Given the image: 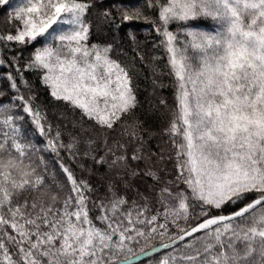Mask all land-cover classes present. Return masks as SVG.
Returning a JSON list of instances; mask_svg holds the SVG:
<instances>
[{"label":"snow or ice","instance_id":"snow-or-ice-1","mask_svg":"<svg viewBox=\"0 0 264 264\" xmlns=\"http://www.w3.org/2000/svg\"><path fill=\"white\" fill-rule=\"evenodd\" d=\"M93 7L92 0H20L10 17L15 31L0 33V67H11L4 49L32 48L7 79L45 138L43 149L26 140L16 105H0V264H264V0H147L173 77L172 105L159 101L171 110L163 130L174 149L171 180L156 167L163 155L152 162L155 154H144L127 67L111 45L89 43ZM118 12L122 22L149 20L135 5ZM202 19L215 22L212 30L191 23ZM24 70L78 114L73 127L102 130L103 155H93L91 137L83 155L107 166L103 195L62 159L58 180L37 155L75 157L80 141L53 134L35 97L21 93L17 78L31 88ZM109 134L127 139L109 143ZM144 177L153 181L147 194L133 184Z\"/></svg>","mask_w":264,"mask_h":264},{"label":"trees","instance_id":"trees-1","mask_svg":"<svg viewBox=\"0 0 264 264\" xmlns=\"http://www.w3.org/2000/svg\"><path fill=\"white\" fill-rule=\"evenodd\" d=\"M94 5L87 19L93 26L90 35L89 43L100 45H111L112 56L126 66L130 76L132 77L138 99V107L135 110V118L140 122L145 130L142 135L145 141L144 154L154 153L151 161H156V156L163 155L165 159L156 163V167L160 169V174L166 179L174 178L175 171L173 161L168 159V156L174 152L171 144L168 142V137L164 135L163 130L167 127L170 119L171 110H165L159 103L161 98L167 100L169 105L173 102V77L169 75L168 56L160 44V37L155 31L152 20L155 19V12L147 7V0H92ZM135 5L140 7L144 15L149 17L148 21L143 18L139 21L122 22L118 12L119 7ZM8 7H0V33L15 31L10 22L11 15L8 13ZM108 12L111 18L105 21L103 13ZM202 30V24L199 22L193 23ZM176 25H171L170 29L175 30ZM204 28V27H203ZM134 37V39H133ZM4 58L11 63L0 67V71L8 75L11 73L16 75L17 66L25 65L31 55L32 48H8L4 49ZM23 77L28 81L31 88H24L22 81L17 78V84L21 86V93L26 98L34 96L33 106H39L40 110L46 115L47 123L52 125L53 134L57 129L62 133V139L65 143L69 142L71 136H77L80 143V155L72 157L65 150H61L60 157L57 158L54 153L51 154L54 160L62 159L64 163L70 165L77 175L88 179L93 185L98 186L99 194L103 195L105 187L100 186L99 177L104 175L108 169L107 166L95 164V162L83 153L88 149L87 140L89 137L96 141L93 148L96 151L93 155H103L104 139L102 130L89 128L91 122H87L86 132H81L79 127H73V121L79 120L78 114L72 113L61 101H56L49 94V90L42 83L38 73L24 70ZM24 120L27 126L35 132L39 139L45 142V138L41 136L31 121V118L25 114ZM129 123H133L129 119ZM113 139H127V137L114 136L109 134V143ZM136 162H133L135 165ZM83 165V167H81ZM151 166V162L150 165ZM139 168H145V162L139 163ZM86 169L91 170V175ZM135 188L146 193L148 186L153 184L149 177L143 179L137 178L133 181ZM181 188L183 185L180 186ZM135 188L127 190L126 194L130 198L135 197ZM121 191L125 189L121 186ZM147 194V193H146ZM194 222V221H193ZM151 258L141 261V264H150Z\"/></svg>","mask_w":264,"mask_h":264},{"label":"rangeland","instance_id":"rangeland-1","mask_svg":"<svg viewBox=\"0 0 264 264\" xmlns=\"http://www.w3.org/2000/svg\"><path fill=\"white\" fill-rule=\"evenodd\" d=\"M19 2L20 0H9V4L0 7L7 6L8 7L7 11L11 15L13 7H15V5ZM196 22H199L203 25L202 30L204 31L212 30L215 24V22L210 19L196 20V21H192L191 23L193 24ZM7 76L8 75L0 71V93H3L2 95H0V105H9V104L16 105V107L13 108V111L18 112L20 115L24 117L25 113L22 111V108L18 107L19 101L15 99L17 93L10 87V81L7 79ZM19 124L21 125L22 132L25 134V139L36 144L38 147L43 149L45 146V142L40 140L38 135L27 126L25 120L23 119L22 121H19ZM37 155L43 157L44 161L47 163L49 168L57 174L56 178L58 180H63V175L60 173V168L58 166V163L54 160V157L50 151H41L37 153Z\"/></svg>","mask_w":264,"mask_h":264},{"label":"water","instance_id":"water-1","mask_svg":"<svg viewBox=\"0 0 264 264\" xmlns=\"http://www.w3.org/2000/svg\"><path fill=\"white\" fill-rule=\"evenodd\" d=\"M145 259H147V258H142L141 261H142V260H145Z\"/></svg>","mask_w":264,"mask_h":264}]
</instances>
